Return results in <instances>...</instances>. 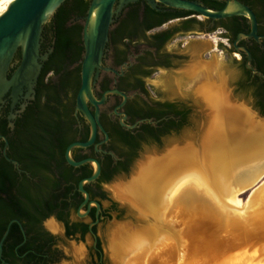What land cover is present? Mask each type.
Returning <instances> with one entry per match:
<instances>
[{
  "label": "flooded vegetation",
  "instance_id": "af4514ba",
  "mask_svg": "<svg viewBox=\"0 0 264 264\" xmlns=\"http://www.w3.org/2000/svg\"><path fill=\"white\" fill-rule=\"evenodd\" d=\"M211 8L212 3H224L229 0H197ZM243 4V0H238ZM253 5H248L258 18V34L264 36V0H253ZM138 7L136 19H131V5L127 6L122 14L115 19L112 25L107 50L103 59V69L94 83V94L98 100L106 96L105 102L100 106V122L106 130L107 136L99 131L96 143L89 148H75L73 159L82 161L88 158L100 162L103 165L111 160V170L118 172L114 178L125 171H120L121 164L131 162L138 157L143 144L160 146L162 143L179 140L183 129L189 124L190 105L182 98L162 99L158 90L148 82L158 72L171 73L175 71L177 62L181 56L168 50V45L176 37L193 36L197 34H210L221 31L223 38L231 45V53L239 57L242 77L239 81V91H250L253 94V103L244 101L246 107L254 108L262 114L260 108H264V94L260 88L264 86V77L255 74L247 67L248 55L245 51L237 50L235 44L240 34H249L251 26L247 19L245 32L234 37L233 31L227 21L218 22L211 19L202 20L200 16L176 17L160 24L178 10L160 4V15L148 12L149 5L144 2L135 3ZM223 7V8H224ZM222 8V9H223ZM87 14H79L75 10L68 11L65 17L66 32L72 41L80 40L83 45L84 18ZM196 18L203 24H197ZM243 21V20H242ZM176 26H171L174 23ZM152 26L150 29H147ZM56 23L49 30H44L42 53H47L49 45L56 42ZM80 31V38L77 32ZM239 47L246 48L252 55L251 65L263 75L259 68V61L264 65V39L245 38L238 43ZM19 60V58H17ZM81 60L75 63L72 69L81 65ZM15 63V67H17ZM44 66L42 69V73ZM41 73V75H42ZM40 75V77H41ZM62 75L49 73L47 81L58 82ZM40 79V78H39ZM36 87L35 99H26V93L20 96L14 103L10 94L5 98L2 106L1 120L8 121L9 136L3 135L6 140L0 138V221L10 224L11 229L4 241L3 251L0 252V264H56L60 260V251L57 248L59 236L53 235L45 228V222L53 220L64 231L68 239H80L90 235L92 246H87L86 264H105L102 242L97 234L101 223L111 221L112 213L116 211V203L110 202L109 208L103 205L104 197L107 198L105 186L110 182H102L100 178L85 186L90 195L89 203L99 202L101 212L98 217V209L95 205L89 208L83 206L85 196L79 190V178L94 172V166L88 163L79 168L71 166L64 155L56 154L54 157L40 152L41 141L37 137H29L26 125L30 122V114L44 110L46 99L41 102L42 108H29L37 100ZM81 87V86H80ZM80 90V89H79ZM78 90V92H79ZM119 93H112V91ZM72 91L60 96V108H69L71 116L75 119L71 135L74 142H87L91 136V126L85 117L77 110V95ZM237 97L235 91L231 94ZM26 104L25 108H22ZM92 113L96 108L89 104ZM186 113V115H184ZM15 115L14 119L11 117ZM35 116V115H34ZM13 124L14 126L12 127ZM18 124V125H17ZM87 139H85V136ZM113 135V137L111 136ZM129 135L137 141V148L128 145L123 136ZM70 143L69 145H71ZM68 148V147H67ZM66 148V150H67ZM120 171V172H119ZM102 175V174H101ZM64 176V179H62ZM113 178V180H114ZM3 207L13 208L17 216L8 218ZM81 213L85 216L80 217ZM74 216V217H73ZM98 238L91 234V225ZM31 223L32 230L28 233L25 223ZM22 227L20 226V224ZM13 225H17L18 231L11 235ZM7 231V230H6ZM6 233V232H5ZM4 233V235H5ZM47 239H42V235ZM3 235V236H4ZM3 237L0 240L2 241ZM35 244V245H34ZM43 245V251L38 253L37 246ZM33 254L36 257L28 261Z\"/></svg>",
  "mask_w": 264,
  "mask_h": 264
},
{
  "label": "bare ground",
  "instance_id": "6f19581e",
  "mask_svg": "<svg viewBox=\"0 0 264 264\" xmlns=\"http://www.w3.org/2000/svg\"><path fill=\"white\" fill-rule=\"evenodd\" d=\"M14 1H0V16ZM192 48L201 53L207 47L194 42ZM195 67L187 73L210 74L212 64L197 60ZM209 83L197 91L212 111L201 150L191 144L153 158L118 188L119 197H130L141 218L152 223L134 233L126 228L115 233L109 248L116 264H242L245 256L243 264H264V187L256 188L245 206L238 199L263 174L264 123L255 125L250 109L231 103L224 89ZM183 201L195 221L181 229L177 208ZM46 225L61 232L53 220Z\"/></svg>",
  "mask_w": 264,
  "mask_h": 264
},
{
  "label": "water",
  "instance_id": "95a60500",
  "mask_svg": "<svg viewBox=\"0 0 264 264\" xmlns=\"http://www.w3.org/2000/svg\"><path fill=\"white\" fill-rule=\"evenodd\" d=\"M1 1V0H0ZM67 0H15L8 10L0 16V116L5 98L10 94L14 103H17L20 96L26 93V99H35L36 87L42 73L45 62L53 53L51 48L47 53H42L43 33L45 26L53 19L57 11ZM138 2L148 4L152 9L159 10L163 4L172 9H179L196 13L198 16L213 21L226 20L236 16H243L249 20L251 32L240 34L235 48L245 51L248 55L247 67L261 77L264 75L257 71L252 65V55L246 49L238 46V43L245 38L261 41L264 36L258 34V18L255 12L246 4L238 0H229L221 10H213L197 0H92L87 15L84 18L83 45L84 56L81 63V87L77 95V110L85 117L91 126V136L87 142H75L68 146L66 159L68 163L79 168L88 163L94 166L93 174L83 179L79 184L80 192L85 196L83 206L88 205L90 195L85 186L96 182L102 174V167L98 160L88 158L82 161L73 159L75 148H89L96 143L99 131L109 136L100 122V106L105 102L106 96L98 100L94 94V83L103 69V59L109 42V35L115 19L118 18L124 9ZM20 54V59L17 56ZM17 63V67H15ZM227 91L229 86L225 84ZM112 93H119L112 91ZM89 104L96 108L95 113L90 110ZM26 104L22 106L25 108ZM253 113L255 125L264 123V115L256 112L254 108H247ZM15 115L11 117L14 119ZM12 127L14 126L11 124ZM0 138H6L0 134ZM199 144V143H198ZM202 146V140L200 148ZM153 159V158H152ZM148 163V162H147ZM264 187V182L259 186ZM256 190V189H255ZM254 190V191H255ZM252 192V195L255 192ZM251 195V197H252ZM250 197V198H251ZM95 205L98 209V217L101 212L99 202L89 203V208ZM80 209L79 216L84 217ZM54 220V219H53ZM91 225V234L98 238ZM22 227L21 223H19ZM9 225L0 243V252L3 251V244L11 229ZM23 229V227H22ZM24 231V229H23Z\"/></svg>",
  "mask_w": 264,
  "mask_h": 264
},
{
  "label": "rangeland",
  "instance_id": "374dc122",
  "mask_svg": "<svg viewBox=\"0 0 264 264\" xmlns=\"http://www.w3.org/2000/svg\"><path fill=\"white\" fill-rule=\"evenodd\" d=\"M201 19L205 20L203 17H201ZM177 24L179 23L176 22L171 26H176ZM220 33L221 31L210 34L201 33L193 36L176 37L175 40L167 47L171 52H176L181 56L180 61L177 62L175 71L171 73L158 72L148 80V82L154 85V87L158 90V96L162 99L182 98L190 105L189 124L183 129L182 137L179 140L167 141L162 143L160 146H156L154 144H143L138 157L135 159L133 164L130 165L129 171L126 174L117 176L107 186H105L107 198L103 202L104 207L109 208L110 202L116 203V211L112 213V220L101 223L97 229V234L102 242L105 264H116V261L111 257L109 244L112 237L119 229L122 228L125 230L126 228L125 231L128 229V232L132 231L131 233H134L152 223L150 220L141 218L139 211L137 210L138 207L133 206V202L130 197H119L118 188L120 185H129L133 181L134 177L139 175L141 168L146 165L147 162L152 160V158H160L162 156L166 157V155H169L175 148L181 149L183 147V149H186L184 146L186 147L187 145L190 146L192 144L193 147H196L194 148L195 150H201V140L203 141V138L206 136L205 133L207 134L208 116L212 111L209 110L210 108H207L208 106H206V104H204L197 96L199 88L201 89V87L208 85L206 84L207 82H211V84L209 83L210 85L214 83L216 88L220 90L221 88L222 90L224 89L228 96H230L232 101L231 103H235L237 106L245 107L244 101H247L249 104L254 102L252 92L239 91L238 84L242 77L239 57H235L231 53L230 43L227 42V40L223 38ZM194 42L204 43L207 48L202 50L201 53H196L192 48V44ZM197 60L212 64L210 74L208 72H198L199 74L190 73L191 75L188 74L190 69L194 70V68H196L195 63ZM222 78L224 79L223 81ZM225 84L229 86V91H227ZM233 91L237 93V97L231 96ZM247 108L250 107L248 106ZM189 146H187V148ZM263 182L264 170L263 174L255 182H253V184L246 188L242 193L238 194V199L241 201L242 206L247 204L252 192L261 186ZM127 199L130 200V202ZM189 207L191 208V205H189L188 202L183 201L182 206L177 208V211L181 213V216L178 218L179 222H181L178 223V226L181 229L185 226V223H194L195 221V218L187 211ZM256 208V206L253 208V212L256 211ZM47 222H45V228L53 235L60 237V239L57 240V248L60 251V260L56 264H86L85 256L87 254V246L90 247L93 243L90 235H88L85 240L80 239L77 241L76 239H68L65 237L63 230H61L60 233L52 232L47 227ZM227 236L228 234L223 233L221 237ZM261 238H263L262 243L264 245V233L261 235ZM250 243L252 242L248 241L246 244L248 245ZM80 248L83 249L81 254L79 252ZM247 250H249V248ZM249 253L250 251H246L247 255ZM245 258L247 257L245 256L241 259L242 264L246 262Z\"/></svg>",
  "mask_w": 264,
  "mask_h": 264
},
{
  "label": "trees",
  "instance_id": "16d2710c",
  "mask_svg": "<svg viewBox=\"0 0 264 264\" xmlns=\"http://www.w3.org/2000/svg\"><path fill=\"white\" fill-rule=\"evenodd\" d=\"M92 0H67L57 11L53 19L45 26V30L51 29L52 26L56 23V42L55 44H50L48 49L54 48L53 53L50 55L49 59L44 64L43 73L39 79V85L37 88V100L31 105L29 108H42L41 102L43 99H46L44 110L40 109V112L30 114V122L26 125V129L29 137H37L41 141L40 152L46 153L50 156H55L56 154L64 155L66 148L70 143L74 142V138L71 135L73 130V123L75 119L71 116V112L69 108H60L61 105V94H65L68 91L76 93L80 89L81 86V65L76 69H72L71 67L79 62L83 61L84 56V46L80 45V40L72 41L66 32L65 26V17L68 11L75 10L79 14H87V11L90 7ZM244 3L248 5H253L255 2L253 0H243ZM211 9L213 10H221L224 7V3H212L210 4ZM131 19H136L138 15V7L135 4H131ZM178 10L176 14H172L168 16L166 19L160 22L163 23L169 19H173L176 17H189L193 15H197L193 12H188L184 10ZM148 12L153 15H160L157 10L152 9L150 6L148 7ZM259 19H261L260 15H257ZM243 20V21H242ZM197 24H203L204 22L193 19ZM227 21L230 25V30L233 31L234 37L230 39L231 42L234 41L237 34L240 32H245V27L247 25V18L243 16H236L226 20H219L218 22ZM245 27H244V26ZM152 26H149L147 29H150ZM264 33V29H263ZM78 38H80V31L77 32ZM20 54H18L17 58L20 59ZM82 63V62H81ZM259 68L264 73V65L259 61ZM49 73H53L54 75H62L61 79L58 82L47 81V76ZM260 91L264 94V86L260 88ZM262 114L264 115V108H260ZM35 115V116H34ZM186 115V113H184ZM18 125V124H17ZM0 132L6 136H9V128L8 121L1 120L0 121ZM85 136V139H87ZM113 137V135H111ZM124 141L131 145L132 147L137 148L139 146L138 142L133 140L129 135L123 136ZM131 162L127 164H121L120 171L128 172L130 168ZM1 168V167H0ZM119 171V172H120ZM118 172H113L111 170V160L107 161L103 165L102 175L100 177V181L102 182H111L113 178L116 176ZM92 174L88 173L79 178V180H83L85 178L90 177ZM64 179V176H62ZM106 199L105 197L103 198ZM1 211V210H0ZM8 218L17 216V213L13 208L3 207L2 210ZM25 228L28 230V233L32 230V225L30 222L24 224ZM7 230V223L0 221V240L3 237L4 233ZM18 231L17 225H13L11 230V235L15 234ZM42 239H47V237L43 234ZM35 245V244H34ZM44 246L39 245L36 248L38 253L43 251ZM36 256L31 254L28 257V261H32Z\"/></svg>",
  "mask_w": 264,
  "mask_h": 264
}]
</instances>
